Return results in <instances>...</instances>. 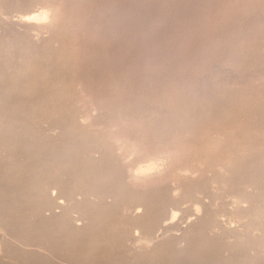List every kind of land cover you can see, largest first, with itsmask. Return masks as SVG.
I'll list each match as a JSON object with an SVG mask.
<instances>
[{
  "label": "rangeland",
  "instance_id": "374dc122",
  "mask_svg": "<svg viewBox=\"0 0 264 264\" xmlns=\"http://www.w3.org/2000/svg\"><path fill=\"white\" fill-rule=\"evenodd\" d=\"M50 183L82 227L34 217ZM172 210L264 264V0H0V264H156L123 223Z\"/></svg>",
  "mask_w": 264,
  "mask_h": 264
},
{
  "label": "bare ground",
  "instance_id": "6f19581e",
  "mask_svg": "<svg viewBox=\"0 0 264 264\" xmlns=\"http://www.w3.org/2000/svg\"><path fill=\"white\" fill-rule=\"evenodd\" d=\"M24 18L27 21L40 20V16L36 14L24 15L23 19ZM45 18H46V13L43 12L42 19ZM157 167L158 166L156 163L149 162L146 166L144 167L141 166L137 170V173L147 174L149 172L155 171ZM50 184H51L50 187L47 184H45L46 187L45 186L43 187L44 189L42 192L47 191L48 197L42 194L43 198H41V200L39 201L40 202L39 209L34 217L37 216L41 220L45 219L47 221H50L54 223L55 226L59 229L73 230L82 227L83 220H88L89 217L88 215L89 209L82 206L87 202V198L83 197L77 200L76 195L73 196L71 192L65 191V188L57 186V184L54 183H50ZM178 213L179 212L172 210L168 214V219L163 221L161 226L156 230H154L155 228L154 226L155 223L153 221L154 219L148 218L145 212H143L142 215L137 216L134 219L131 218L129 220L126 219L123 224L126 223L130 224L128 228H126V231L128 234H130L133 237L134 243L136 244L135 246L138 247L137 249H139L138 254H135L134 257H144V258L146 257L150 259H155L156 264H230V262L233 261L234 258L231 254L233 250L232 246H228V249L223 250V247L219 244V242L214 240L216 239L215 236L213 239L214 240L213 243L216 244L211 247L213 249L211 254L199 255L198 251L201 248L197 247L196 241L197 238H199L201 235L202 228L200 227L193 228L191 234L190 232L189 233L185 232V230H183L181 227L178 229H172L169 228V226H167L166 222L174 221L176 218H178ZM6 216L9 217L7 212H3V211L0 212V231H3L2 230L3 221H1V219L2 220L3 218L5 219ZM71 224H72L71 226L72 228H70ZM15 228H16L15 229L16 232L20 233L21 235H26V237H29L26 229L24 228L23 225H21V221L15 224ZM185 228H187V225ZM170 230L177 233L179 232V234L170 235L168 238L165 237L166 238L165 240L153 246V243L156 242L154 241V235L156 233L158 232L166 233ZM44 243L48 245L50 243L53 244L54 242H51L49 237H45ZM57 243L58 242L53 244V249H57V247H60V246H54L57 245ZM259 249L263 250L264 247L260 246ZM225 252H228V254H225ZM262 252L263 251H261L260 253ZM0 256H2V245L0 247ZM191 258H196L197 262H192Z\"/></svg>",
  "mask_w": 264,
  "mask_h": 264
}]
</instances>
